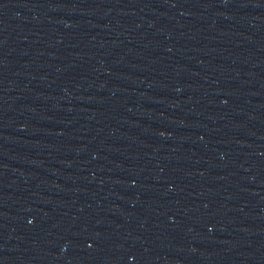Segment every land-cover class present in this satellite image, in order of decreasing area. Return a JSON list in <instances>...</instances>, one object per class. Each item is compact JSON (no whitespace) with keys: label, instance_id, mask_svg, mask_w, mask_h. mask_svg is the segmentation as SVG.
I'll use <instances>...</instances> for the list:
<instances>
[{"label":"water","instance_id":"1","mask_svg":"<svg viewBox=\"0 0 264 264\" xmlns=\"http://www.w3.org/2000/svg\"><path fill=\"white\" fill-rule=\"evenodd\" d=\"M165 0H0V69L121 14Z\"/></svg>","mask_w":264,"mask_h":264}]
</instances>
